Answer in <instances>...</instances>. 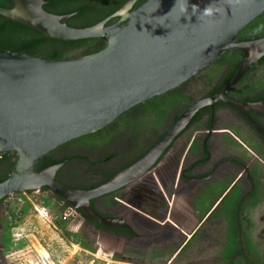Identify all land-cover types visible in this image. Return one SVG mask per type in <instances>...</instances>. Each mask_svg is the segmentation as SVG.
Masks as SVG:
<instances>
[{"label":"water","instance_id":"1","mask_svg":"<svg viewBox=\"0 0 264 264\" xmlns=\"http://www.w3.org/2000/svg\"><path fill=\"white\" fill-rule=\"evenodd\" d=\"M135 1L126 0L101 21L85 27L67 25L68 14L43 10V0H9L10 7L0 6V16L46 38L103 42L96 52L59 59L0 49V156L14 155L7 176L0 181V200L44 188L84 216L106 226L123 222L130 229L125 219L101 218L89 199L141 176L197 108L223 101V90L264 55V35L235 40L241 28L264 11V0H144L129 10ZM209 6L213 14L205 16ZM113 17L118 20L104 25ZM120 21L125 23L119 25ZM225 50L238 51L241 57L224 89L189 105L141 157L99 185L77 189L60 183L54 178L60 164L34 170L53 149L179 86ZM125 207L134 208L127 202Z\"/></svg>","mask_w":264,"mask_h":264},{"label":"flooded vegetation","instance_id":"2","mask_svg":"<svg viewBox=\"0 0 264 264\" xmlns=\"http://www.w3.org/2000/svg\"><path fill=\"white\" fill-rule=\"evenodd\" d=\"M143 1L134 2L128 9ZM117 20L110 18L104 25ZM124 23L120 21L119 25ZM261 25L264 11L241 28L235 40L264 35V30H254ZM225 51L223 59L219 56L179 86L158 95L157 122L149 121V111L138 107L144 100L107 126L50 151L52 164H60L54 172L55 180L90 189L141 157L189 105L224 89L241 57L238 51ZM40 191L46 192L44 188ZM49 196L61 208L67 207L58 197ZM179 200L194 217L185 232L170 222L177 221L172 208ZM89 202L103 219L132 223L130 230L133 226L137 235L126 236L129 228L123 222L106 226L73 210L69 217L77 225L72 232L82 246L98 247L99 234L104 233L142 250H167L161 264H264V246L256 249L254 258L242 245L244 237L248 243L254 237L264 239V55L223 90V101L197 108L141 176ZM126 202L134 208L127 209ZM2 220L1 255L5 247ZM84 235L90 237L86 243ZM234 238L241 246L227 245L233 249L226 251L223 244Z\"/></svg>","mask_w":264,"mask_h":264},{"label":"rangeland","instance_id":"3","mask_svg":"<svg viewBox=\"0 0 264 264\" xmlns=\"http://www.w3.org/2000/svg\"><path fill=\"white\" fill-rule=\"evenodd\" d=\"M254 30H264V25ZM147 118L158 121L154 111H149ZM62 211L63 208L45 191L11 194L3 199L0 219L15 224L6 233L4 231V235L7 234L1 255L4 264H159L152 260L153 257L168 255L164 254L167 250H142L122 238L104 233L99 234L98 247L82 246L72 232L76 220L69 216L62 219ZM84 236L83 242L86 243L90 237ZM246 239L244 237L245 247L252 257L257 258V248ZM232 249L227 246L226 251Z\"/></svg>","mask_w":264,"mask_h":264},{"label":"trees","instance_id":"4","mask_svg":"<svg viewBox=\"0 0 264 264\" xmlns=\"http://www.w3.org/2000/svg\"><path fill=\"white\" fill-rule=\"evenodd\" d=\"M126 0H43L42 9L57 15L69 14L65 23L72 27L90 26L115 11ZM143 0H137L138 4ZM0 6L10 7L9 0H0ZM103 45L98 38H84L76 40H57L44 37L40 32L23 25L10 21L0 16V49L21 52L29 55L50 57L54 59L76 57L96 52ZM234 50H226L225 53H233ZM219 59H223V53ZM234 69V68H233ZM232 69V71H233ZM173 92V91H170ZM161 96H154L146 100L138 107L144 111H154L158 109V101ZM160 110L158 111V114ZM14 155L5 153L0 156V181L3 180L13 163ZM50 154L47 153L35 164L34 170L52 164ZM6 198V197H5ZM4 199V198H3ZM1 199L0 202L3 200ZM5 233L14 223L2 221ZM108 228V227H104ZM126 236L136 235L133 230L126 229ZM7 235V234H6ZM5 235V236H6ZM6 246V245H5Z\"/></svg>","mask_w":264,"mask_h":264},{"label":"crops","instance_id":"5","mask_svg":"<svg viewBox=\"0 0 264 264\" xmlns=\"http://www.w3.org/2000/svg\"><path fill=\"white\" fill-rule=\"evenodd\" d=\"M172 211H173V214H175L177 216V221L170 220V222L174 223L180 232L187 231V228L193 225L194 217L191 215L190 209L188 208V206L184 205V203L182 201H180V200L177 201L175 203V205L173 206ZM130 224H132V223H130ZM132 228L135 230V228L133 226H132ZM136 235H137V233H136ZM230 236H231V234L229 235V237ZM255 240H257L256 237L253 238V240L251 241L250 244L254 245L258 249H260L264 246V239H262V241H259V240L255 241ZM243 241H244V238H243ZM228 244H230V245L235 244L236 246L237 245L241 246L239 240L236 238H234V240L230 241L229 243H225V245L223 244V246L227 247ZM242 245L245 246V243H243ZM163 259H165V258L158 256V257H153L152 260L157 261V263L161 264ZM169 259L170 258H168V260Z\"/></svg>","mask_w":264,"mask_h":264},{"label":"built area","instance_id":"6","mask_svg":"<svg viewBox=\"0 0 264 264\" xmlns=\"http://www.w3.org/2000/svg\"><path fill=\"white\" fill-rule=\"evenodd\" d=\"M72 215L73 214V209H71V207L69 205H67V207H65L62 211V214H61V218L62 219H65L66 217H68L69 215Z\"/></svg>","mask_w":264,"mask_h":264},{"label":"clouds","instance_id":"7","mask_svg":"<svg viewBox=\"0 0 264 264\" xmlns=\"http://www.w3.org/2000/svg\"><path fill=\"white\" fill-rule=\"evenodd\" d=\"M205 16H211L213 14V8L212 7H206L204 9V13H203Z\"/></svg>","mask_w":264,"mask_h":264}]
</instances>
